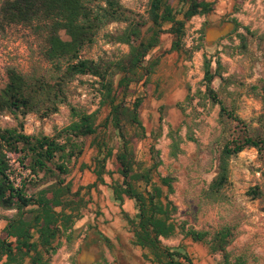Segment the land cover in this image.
Listing matches in <instances>:
<instances>
[{
	"label": "trees",
	"instance_id": "trees-1",
	"mask_svg": "<svg viewBox=\"0 0 264 264\" xmlns=\"http://www.w3.org/2000/svg\"><path fill=\"white\" fill-rule=\"evenodd\" d=\"M171 1L149 0L145 17L134 15L120 0H3L0 4V27L17 25L32 30L42 41L43 59L51 66L50 77L26 76L7 68L6 82L0 89V113H33L46 118L57 113L59 106L68 105L72 118L70 124L51 136L28 135L20 122L16 127L0 129V208L16 210L13 217L5 219L0 264H50L60 247L59 240L64 236L71 240L74 223L82 216L86 201L81 192L106 185L105 177L112 175L107 170L111 159L118 179L112 180L108 188L132 233L131 244L143 251L149 264H195L186 248L169 247L160 240L177 234L206 246L210 255L219 257L216 264H247L244 256H233L228 251L234 238L230 225L209 232L187 227L185 221L175 222L176 207L168 198L176 179L167 175L158 176L157 183L154 181L161 165L155 144L148 149V167H142L135 158L134 141L147 138V134L140 119L143 98L137 96L126 102L132 93L131 85L149 83L162 55L146 58L159 45L162 34L172 36L165 53L187 54L183 46L186 23L194 16H206L213 11V3L207 0H176L179 10ZM184 5L187 8L182 11ZM113 23L125 24V28L106 35L108 41L126 45L128 52L112 60L82 58V52L95 44L100 31ZM243 29L252 35L248 28ZM238 38L244 42V36ZM200 47L193 46L189 53ZM214 63L212 69L211 57H203L204 90L188 93L183 103L191 105L196 99L197 107L206 103L218 105L221 118L243 128L224 141L219 150L216 175L205 193L211 202L223 198L221 191L229 180L231 157L252 148L264 166V123L251 129L224 106L212 84L215 79L229 81L223 77L220 61ZM79 76H90L97 85L98 107L91 113L67 102L66 88ZM261 90L264 100V83ZM176 106L185 110L180 104ZM102 111L106 112L103 117ZM159 113L157 131L149 135L153 141L162 132V108ZM168 128L169 154L175 158L182 152L183 139L178 130ZM88 139L93 154L90 164L81 165V169H89L95 179L92 184L72 191V184L66 181L69 163L82 154ZM187 139L194 141L191 136ZM11 157L29 172V177L18 184L12 178ZM249 192L255 197L261 195L257 187ZM125 200L133 202L132 215L122 209ZM98 235L111 246L107 237Z\"/></svg>",
	"mask_w": 264,
	"mask_h": 264
},
{
	"label": "rangeland",
	"instance_id": "rangeland-1",
	"mask_svg": "<svg viewBox=\"0 0 264 264\" xmlns=\"http://www.w3.org/2000/svg\"><path fill=\"white\" fill-rule=\"evenodd\" d=\"M3 0H0V4ZM213 3V11L206 16H194L186 23L183 46L187 54L165 53L172 40L170 34H162L159 45L146 59L162 55L155 73L146 86L131 85V94L126 98L130 103L141 96L143 103L140 119L147 138L134 141L135 158L146 168L150 165L149 146L155 144L159 151L161 165L154 175L173 176V193L169 200L176 207L173 216L175 222H186L187 227L196 230L214 232L221 226L230 225L234 229V238L228 246L233 256H244L247 264H264V166L255 149H245L229 160V180L221 191L223 198L217 202L206 199L205 193L216 175L217 158L224 141L237 134L242 126L219 116V106L206 103L197 107L195 99L191 105L183 103L188 93L204 90L203 57H211L212 69L215 60L222 66L223 77L213 81V87L224 106L244 121L251 129L264 123V0H207ZM121 5L134 15L145 17L149 0H120ZM174 8L181 7L172 0ZM187 8L183 6L182 11ZM181 11V12H182ZM226 27V35L216 39L211 34L213 27ZM244 27L252 33L247 34ZM125 24L113 23L102 29L95 44L85 49L81 57L85 59H115L128 52L124 44L112 43L108 34L124 29ZM203 30V34L200 31ZM207 34V37H206ZM244 36V42L238 38ZM63 38H65L62 35ZM201 45L197 50L193 46ZM42 41L24 26L0 27V89L6 82V69L14 68L26 76L50 77L51 66L42 57ZM165 53V54H164ZM97 85L90 76L76 77L66 88L67 102L70 106L91 113L98 107ZM176 104L185 107L184 111ZM195 107V111L193 110ZM164 116L162 132L155 140L149 135L157 131L159 111ZM106 114L102 111L100 115ZM72 121L70 107L61 105L58 112L46 118L30 113H0V129L13 128L22 123L24 133L28 135L51 136L55 130L67 126ZM168 127L178 130L183 139L182 152L175 158L169 154L170 141L167 138ZM243 128V127H242ZM193 137L194 141L187 139ZM90 139L84 142L82 154L69 163L70 174L66 181L72 184V191L86 187L94 182V175L81 165H89L93 150ZM12 178L18 184L29 172L10 158ZM111 177H105L106 185H99L91 191L83 190L86 205L81 218L74 223L71 240L62 237L60 247L51 257L50 264H79L78 256L82 250L92 245L96 261L91 264H149L143 258V251L131 244L132 233L120 214V209L111 196L108 186L118 176L114 172V160L107 163ZM258 188L260 196H253L250 190ZM164 193H165V189ZM122 209L128 214L134 213L133 202H124ZM15 209L0 208V237L7 218L13 217ZM101 233L111 241L108 246L100 239ZM163 245L186 248L195 264H216L217 255H210L206 246L193 243L182 235L160 239Z\"/></svg>",
	"mask_w": 264,
	"mask_h": 264
},
{
	"label": "crops",
	"instance_id": "crops-1",
	"mask_svg": "<svg viewBox=\"0 0 264 264\" xmlns=\"http://www.w3.org/2000/svg\"><path fill=\"white\" fill-rule=\"evenodd\" d=\"M225 26H223V27H220V28H226L227 26H228V23H226V24H224ZM219 27H213V28H211L210 29V33L211 34H213V36L216 38V39H220V38H222V37H224L225 35H222V36H218L217 34H216V31H218V29H220ZM206 37H207V34H206ZM131 202L130 200H125V202ZM101 239V238H100ZM95 251L93 250V248H92V245H90V244H88V247H87V249H85V250H82L81 251V253H83L84 254V260H86V261H92L93 259H95V253H94Z\"/></svg>",
	"mask_w": 264,
	"mask_h": 264
},
{
	"label": "water",
	"instance_id": "water-1",
	"mask_svg": "<svg viewBox=\"0 0 264 264\" xmlns=\"http://www.w3.org/2000/svg\"><path fill=\"white\" fill-rule=\"evenodd\" d=\"M227 31H228L227 28H220L218 29V31H216V34L218 36H222V35H225ZM77 261L79 264H91L92 262L96 261V259H93L92 261H86L84 260V254L80 253V255L77 258Z\"/></svg>",
	"mask_w": 264,
	"mask_h": 264
}]
</instances>
